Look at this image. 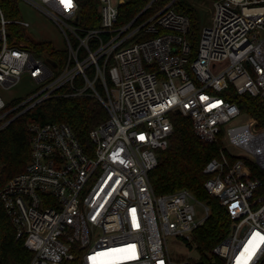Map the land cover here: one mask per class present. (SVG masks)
Instances as JSON below:
<instances>
[{"label": "built area", "instance_id": "2783aa9c", "mask_svg": "<svg viewBox=\"0 0 264 264\" xmlns=\"http://www.w3.org/2000/svg\"><path fill=\"white\" fill-rule=\"evenodd\" d=\"M18 1L60 28L67 60L54 68L45 50L10 45L8 27L24 31L30 24L8 19L0 5V88L24 76L35 84L19 103L0 96V130L59 96L93 97L108 113L90 132L91 153L66 123L29 126L31 159L0 190L17 240L33 254L29 264H196L173 261L168 238L191 247L210 207L187 189L157 195L150 181L177 114L190 119L201 141L227 139L240 153L231 163L221 146V158L204 171L206 191L231 220L211 254L224 264H264L263 184L243 159L264 170V127L248 115L236 124L246 114L232 100L248 94L264 104V0L193 2L204 13L196 52L187 38L191 20L177 10L181 0L161 7L152 0L126 22L120 11L127 0H98L96 27L83 24L80 0H70L71 7L69 0Z\"/></svg>", "mask_w": 264, "mask_h": 264}, {"label": "trees", "instance_id": "16d2710c", "mask_svg": "<svg viewBox=\"0 0 264 264\" xmlns=\"http://www.w3.org/2000/svg\"><path fill=\"white\" fill-rule=\"evenodd\" d=\"M152 0H127L121 7L120 21L133 19ZM171 0H159L156 7H161ZM82 22L87 27L100 24L98 0H80ZM8 19H14L18 14V0H0ZM191 20V30L187 35L193 51L198 48L200 35V9L185 0L180 2L177 9ZM10 45L39 53L45 50L47 58L63 66L67 60L64 50L56 49L52 42L43 40L33 43L24 31L10 25ZM68 88L60 90L67 91ZM242 112L258 121L264 127V104L259 97L244 95L234 97ZM22 101L19 100L18 103ZM9 108V107H8ZM7 108V109H8ZM9 116L8 119H11ZM108 119V113L103 105L93 97L66 98L54 97L40 104L32 110L0 130V190L15 176L23 173L31 159L32 123H66L73 129L76 137L87 153H91L94 144L90 132ZM174 132L170 138V145L159 152V162L156 169L150 173V181L157 195L176 192L181 189L191 191L200 201L210 207L211 214L207 221L194 233V241L201 253L198 264H224L220 257L212 255L213 249L222 243L230 232L231 220L227 209L220 205L218 198L212 197L205 189V183L210 178L204 171L213 159L221 158V142L206 143L194 133L190 119L182 115H173ZM227 155L228 151H226ZM231 163L237 158L228 156ZM251 168L254 177L262 181L261 191L264 194V170L250 158H243ZM33 254L24 246L23 239L17 240L14 225L8 217L4 204L0 198V264H29ZM64 264H75L66 261Z\"/></svg>", "mask_w": 264, "mask_h": 264}, {"label": "rangeland", "instance_id": "374dc122", "mask_svg": "<svg viewBox=\"0 0 264 264\" xmlns=\"http://www.w3.org/2000/svg\"><path fill=\"white\" fill-rule=\"evenodd\" d=\"M184 1V0H182ZM186 2L201 3L204 0H185ZM15 21H25L30 24L29 27L24 29V34L27 37H31L34 40H46L52 42L56 49L66 48L65 36L60 30V28L44 13L31 7L24 1H20L18 5V14L15 17ZM209 23L208 16L206 18V23ZM203 28L202 23L199 24V33ZM48 55V53L46 52ZM35 87L34 82L28 77L24 76L19 84L15 87L5 90L0 88V96L6 102V104L12 105L13 103L26 99ZM248 119L247 115L240 116L236 119V124L246 123ZM223 148L227 149L232 155H237L239 153L236 147H232L228 140H223ZM240 154V153H239ZM198 216L205 217V212L200 205H196ZM193 247L195 250L193 251ZM168 251L171 258L175 262H187L198 263L201 260V253L195 241L191 247H189L180 238L169 237L168 238Z\"/></svg>", "mask_w": 264, "mask_h": 264}, {"label": "water", "instance_id": "95a60500", "mask_svg": "<svg viewBox=\"0 0 264 264\" xmlns=\"http://www.w3.org/2000/svg\"><path fill=\"white\" fill-rule=\"evenodd\" d=\"M200 21H201V23L203 24V22H204V13H203L202 11L200 12ZM47 62H48L50 65H52L54 68L57 67V63H56L55 61H53V60H51V59H48Z\"/></svg>", "mask_w": 264, "mask_h": 264}, {"label": "snow or ice", "instance_id": "6c2138e0", "mask_svg": "<svg viewBox=\"0 0 264 264\" xmlns=\"http://www.w3.org/2000/svg\"><path fill=\"white\" fill-rule=\"evenodd\" d=\"M66 6L71 7L70 0H69V2L66 4Z\"/></svg>", "mask_w": 264, "mask_h": 264}]
</instances>
